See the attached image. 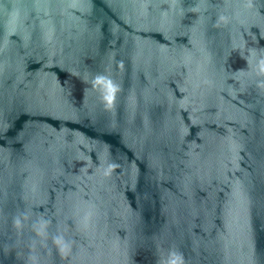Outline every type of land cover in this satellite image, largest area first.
Returning <instances> with one entry per match:
<instances>
[{"label":"water","instance_id":"water-1","mask_svg":"<svg viewBox=\"0 0 264 264\" xmlns=\"http://www.w3.org/2000/svg\"><path fill=\"white\" fill-rule=\"evenodd\" d=\"M0 264H264V0H0Z\"/></svg>","mask_w":264,"mask_h":264}]
</instances>
